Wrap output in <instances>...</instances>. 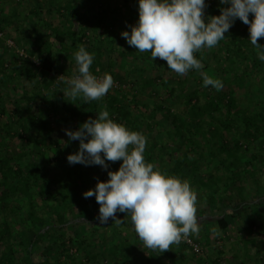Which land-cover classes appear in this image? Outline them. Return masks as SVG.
<instances>
[{
    "label": "trees",
    "instance_id": "1",
    "mask_svg": "<svg viewBox=\"0 0 264 264\" xmlns=\"http://www.w3.org/2000/svg\"><path fill=\"white\" fill-rule=\"evenodd\" d=\"M36 2L24 11L16 9L8 14L0 11V115L6 116L4 122L0 121V264H187L181 258L185 245L181 244L178 251L170 247L162 253L141 247L142 241L130 217L117 212L116 217L123 220L120 224L111 218L100 224L95 197H83L84 192L95 188L98 180L107 181V171L118 170L122 161H106L107 171L99 165L69 164L66 158L78 151V140L55 138L53 124L75 131L90 117L95 119L105 107L115 122L145 135L147 163L155 166L158 163L161 172L181 179L189 173L187 180L197 191L200 208L217 214L211 221L200 220V232L193 235L195 240L214 243L213 235L227 234L236 225L240 235L247 238L242 239L240 249L232 246L235 256L231 264H264V240L250 237L258 222L264 233L261 202L251 201L245 214L243 209L235 211L247 203L244 199L247 182H255L257 187L258 175L264 172V62L255 55L253 47L243 50L240 45L243 39L239 36L247 40L248 28L238 27L231 32L223 53L227 54L224 57L227 60L245 62L247 65H238H242L245 74L253 77L257 74L255 81L252 76L248 81L246 75L230 71L235 79L229 87L223 81L219 91L200 84L184 95L188 86L183 82L160 75L141 76L144 65L135 63L132 70L136 78H118L134 90L132 87L129 92L115 90L100 100L85 103L82 98L57 97L64 87L52 75L59 70L77 74L73 54L81 45L87 51L92 48L83 42L86 34L82 29L88 14L79 18L78 10H74L61 13L62 17L55 20L53 13L59 14L60 10L53 9L45 0L43 4ZM60 21L64 22L63 27H59ZM11 31L20 36L21 42L17 43L24 46L26 54L18 51L17 43L11 40ZM263 40L259 38L258 44ZM100 46L94 47L99 56L93 60L91 73L100 70ZM107 51L133 61L144 58L133 51ZM13 53L18 57L12 58ZM63 53L71 55L70 65L65 69L60 66ZM194 55L203 60L200 52ZM211 60L216 72L224 73L220 62L223 58ZM211 60L205 63L208 69L212 68ZM157 61L167 68L166 61L154 60ZM235 62L232 60V65ZM114 68L111 62L105 71ZM159 80L167 88L172 103L178 104L177 112L171 110V105L156 101L150 106L140 101L139 95L145 89H154L153 97L157 98L159 88L154 86ZM42 91L48 94L42 95ZM6 103H11L12 109ZM179 106L185 111L196 107L198 118L184 121V111H179ZM167 123L170 127L164 128ZM6 138L18 144L8 150L2 143ZM256 141L259 143L255 144ZM185 146L195 150L197 158L188 160L191 150H184ZM76 208L79 216L75 214ZM93 210L97 215L90 217ZM78 224L85 227L83 234L70 235L68 227ZM24 226L28 228V237L17 240L20 227ZM70 244L77 251L75 255L70 253ZM226 249L227 245L215 247L212 250L215 256L205 264H229L224 257Z\"/></svg>",
    "mask_w": 264,
    "mask_h": 264
},
{
    "label": "clouds",
    "instance_id": "2",
    "mask_svg": "<svg viewBox=\"0 0 264 264\" xmlns=\"http://www.w3.org/2000/svg\"><path fill=\"white\" fill-rule=\"evenodd\" d=\"M219 3L228 7L222 8L220 15L206 18L205 0H138V21L130 33L123 31L121 36L138 52H149L152 61L159 57L168 69L184 75L202 69L194 53L217 46L239 19L248 25V40L264 62V46L257 42L264 38V0ZM73 55L77 74L65 81L63 93L73 99L80 97L85 103L100 100L114 86L112 76L104 73L97 77L90 72L95 53L83 45ZM201 76L202 86L217 91L223 88L218 78L203 72ZM65 132L70 140L80 142L78 151L67 156L69 164L99 165L107 171L106 161H122L118 170L107 171V181L98 180L94 189L82 194L84 198L95 197L100 224H106L109 218L120 224L123 220L116 213H125L144 246L161 253L199 234L203 218L197 216V191L189 180L161 172L145 161L147 138L143 133L115 122L106 107L77 130Z\"/></svg>",
    "mask_w": 264,
    "mask_h": 264
},
{
    "label": "rangeland",
    "instance_id": "3",
    "mask_svg": "<svg viewBox=\"0 0 264 264\" xmlns=\"http://www.w3.org/2000/svg\"><path fill=\"white\" fill-rule=\"evenodd\" d=\"M37 0H21L19 2H17V0H0V11L4 12V13H10L12 10L15 11L16 9H19L21 11H24L25 9H28L32 4H34V2ZM103 3V2H102ZM206 3V8L204 9V13H205V17H211V16H218L220 15V10L222 8H226L228 7V5H221L219 3V0H205ZM100 5H94L95 7H98ZM107 6H111V9H107V12L113 13L111 16H106V14H100L97 11H92V14H90V17L87 16L86 20L84 21L85 23V28L82 29V32L84 34H86V38L84 39L83 42L87 43L86 45L89 47L91 46L92 48H90L88 50V52L90 53H95L94 58L98 59L97 55L98 51L96 50V45L101 44V51H102V63L100 66V70L99 69H95L92 71L93 75H97V77H101L104 75V73H109L113 80H114V86L109 90L108 93L113 92L115 90L117 91H123V92H129L130 88L132 87L130 84H128L127 82L125 83H121V81L118 79L120 76L125 77L126 79H130V78H136V74L134 73V71L132 70V66L136 63L138 65L143 66L144 65V69L141 71V76H153L156 77L158 75H160L159 77H164L165 78H170L173 79L175 82H183L185 86H188L187 89L184 92V95H186L187 92H190L192 89L196 88L194 86H198L200 84H202V76H201V72L206 73L207 75L213 77V78H218L219 80L225 82L226 87H229V84H231V82H233V80L235 79L234 75L232 72L230 71H235L236 74H240L242 76H245L248 78V81L251 79L252 74H245L243 72V68L242 65H238V63H242L243 65H247L245 64V62L243 63V61H239L238 63L235 62L234 59H232L235 64L232 65V60H227V58H224L227 54L223 53V51L225 50V45L227 43L230 42L231 37H229V34L231 32H233L235 29H237L238 27L241 29L244 28H248V25H245L243 22H241L239 19H236L233 26L229 29L230 32L228 31L227 33H225V38L223 40H221L219 42V44L215 47H213L212 49H202L199 52L202 55L203 60H201V64H202V69L200 71H196V70H191L188 73L184 74V75H177L174 71L165 68V65H161L158 61L154 62L152 61L151 57H150V53L149 52H138L137 49L135 47L129 46L125 39L121 36V32L123 31H131V26L133 24H136V22L138 21V18H135L133 21H122L118 18L116 12H117V8L119 7V5H116V3H110V5L107 3L106 0V4H102L101 8L106 7ZM23 9V10H22ZM138 10V5L136 7H132L131 11H137ZM138 15V14H136ZM99 16V17H98ZM62 16H55V20L60 19ZM252 15H249V20H252ZM100 20V21H99ZM133 22V23H132ZM126 23L129 24V26H126ZM64 26V22L60 21L59 22V27H63ZM122 26V27H121ZM135 26V25H133ZM116 32V33H115ZM11 33H13L11 40L15 41V45L17 42H21L20 41V36H17V33H14V31H11ZM6 37V36H5ZM243 39V41L240 43V45H242L243 50L248 49L247 46L253 47V45H251V43L249 42V34L245 35V37L247 38L244 39V36H239ZM7 38V37H6ZM112 39L114 40L112 42ZM259 39V38H258ZM246 43V45H245ZM91 44V45H90ZM260 45L264 46V40L262 43H259ZM18 47V51L20 53H24L26 54L27 50L24 48V46L19 45L17 43L16 45ZM23 48V49H22ZM31 48L33 49V47L31 46ZM113 50V51H133L136 55H139L142 57H144L142 60H131L125 57H120L117 54H109L107 50ZM253 49H255L253 47ZM255 52L256 55V49L253 50ZM14 55L12 56V58L15 57V55L17 56V54L13 53ZM32 56H35L34 54H31ZM257 56V55H256ZM18 57V56H17ZM63 57L62 63L60 64L61 68L65 69V67H69V63H70V57H67L66 54H61V58ZM229 57L231 58L232 56L229 55ZM159 58V57H157ZM156 58V59H157ZM220 62L224 65V74L222 73H217L216 69L214 68V60L211 59H222ZM154 62L151 63L150 62ZM155 59V60H156ZM209 60H211V64H212V68H207L205 66V63L208 62ZM115 65V68L113 70H107V67L111 64ZM154 64V65H153ZM101 71L102 73H100L99 71ZM251 70H249L250 72ZM247 73V72H246ZM262 73V72H261ZM73 75L75 74H64L63 71L59 70L57 73H55L54 75H52L53 79H55L56 83H60L63 85L64 89H62L61 92L57 93V97L59 98H64V97H69L68 95L64 94V90L67 87L65 81L69 78H71ZM62 78H59L61 77ZM257 78V74L253 77L252 79ZM17 82V80H16ZM18 83V82H17ZM158 83V84H157ZM156 83L157 86H154L155 88H159V95L156 96L157 98H154L153 96L154 94V89L150 90V89H145L140 95H139V99L140 101L149 104L150 106H153L154 103L160 102L163 105H171V110L174 112L178 111V104H176L174 101L172 103L171 98L169 97V94L167 92V88L165 86H163L161 84V80H159ZM249 83V82H248ZM20 86V83H18ZM191 85V86H190ZM18 86V87H19ZM256 89V88H254ZM131 90H134V88L132 87ZM257 90V89H256ZM210 91V90H209ZM107 93V94H108ZM261 93V92H259ZM48 94L46 91H42V95ZM11 95H14V92H11ZM254 98L258 97L257 95H252ZM130 99L132 98V96H129ZM260 97H262L260 95ZM72 98V97H70ZM80 99V97H78ZM73 99V98H72ZM129 99V101H130ZM8 101V99H6ZM6 107L9 109H12V105L11 103H6ZM180 110L179 111H184V116H183V120L187 121V122H191L193 119H197L198 118V114L195 111L196 107L190 108L187 111L184 110L183 107L179 106ZM132 111L136 113V109L134 106H132ZM136 114V118L138 120H140L139 115ZM0 121L4 122L6 119V116H1L0 115ZM209 120V119H208ZM207 120V121H208ZM55 121V120H54ZM53 121V122H54ZM169 128L170 124L167 123L166 126H164V128ZM53 128H54V137L57 139H63L65 137H68L66 135L65 130H69L68 127H65L61 124H57L54 123L53 124ZM149 142V141H148ZM2 143L5 144L8 147V150H12L13 147H15L18 143L17 141H11V139L6 138L4 140H2ZM150 143V142H149ZM259 141H256L255 144H258ZM79 144V141H78ZM184 150L188 149L189 151L191 150V147H183ZM195 152V153H194ZM146 153V152H145ZM191 157L188 158V160H192V157L197 158L196 155V151L195 150H191ZM249 156V155H248ZM94 168V167H93ZM156 168L159 169V165L157 163ZM96 169V168H95ZM53 173H56V171H54ZM187 177H189V173L187 175ZM187 177H185L184 179H187ZM255 181V180H254ZM258 186L256 187L255 182H247L246 187H247V196L244 198L246 199L247 203L246 205H239L235 211L244 210V214L246 211V207L248 205H250L252 202H261L260 206L261 209H264V172L260 173L258 175ZM257 188L259 190H257ZM195 189V188H194ZM237 192L235 191V194ZM197 197H199L197 195ZM237 199V198H236ZM198 201V198H197ZM252 201V202H251ZM247 213V212H246ZM75 214L76 215H80V212L78 210V208H76L75 210ZM97 215L96 211H92L90 213V217ZM197 216L202 217L203 219H201V221H211L210 219H214L215 217L217 218V214L210 213L209 210L207 209H203L200 208V206L197 204ZM261 222H258L257 226L254 227L251 231V235L250 237H254L257 239H261L264 240V233L261 231V228L258 226L260 225ZM236 226V225H235ZM233 226L232 230L229 231V233L227 234H220L218 236L213 235L211 237V239L214 238V243H209L206 244L204 243V241L199 240L201 242H199L197 239V241L194 239L193 235H190L187 239L182 240L179 244H173L171 247H173L174 249H176V251H178L177 249H180V247L182 246L181 244L185 245L184 249L182 250V255L181 258H184L187 262V264H205V261H207L208 259H212L215 254L212 253V250L215 247H224L225 245H227V249L225 252V261H227L226 263L231 264L234 256H235V250L236 249H240L243 245V243L241 242L242 239L244 240L245 238H247V236H241L240 232L238 231V229H236V227ZM21 228V232L20 234H18L17 236V240H19V238H22L21 236H23L24 238L28 237V228L26 226H24V228ZM84 228L83 226L78 225H73L71 227H68V233L72 236L75 237H79L83 234L84 232ZM111 237V236H109ZM219 237V238H218ZM218 240V241H217ZM193 243L195 245H198L199 247V251L195 252L194 248L192 246ZM218 242V244H217ZM234 248H233V247ZM141 247H144L143 242H141ZM69 249H70V253H73V255L76 254V249L73 248V245H69ZM229 260V262H228ZM107 263V262H106ZM90 264H94L93 262Z\"/></svg>",
    "mask_w": 264,
    "mask_h": 264
},
{
    "label": "crops",
    "instance_id": "4",
    "mask_svg": "<svg viewBox=\"0 0 264 264\" xmlns=\"http://www.w3.org/2000/svg\"><path fill=\"white\" fill-rule=\"evenodd\" d=\"M38 1L42 4L44 3V0H37V2ZM45 2L48 5L52 6L53 9L60 10L59 14H55L56 12L53 13V19H55V16L59 17L61 13V15H63L74 10H78L77 15H79V18L82 17L83 14H86V16L88 14L89 16L90 14H92L93 10H97L99 12V15L107 13L106 16H111L113 14L111 13V11L107 12V9H111V6H107V8H101L102 4H106V0H45ZM137 2V0H107V3L109 5L110 3H116V5H119L116 14L122 21H133L135 18H138V15H136L138 14V10L131 11L132 7L137 6ZM94 5L100 6L94 8ZM126 26H129V24L126 23Z\"/></svg>",
    "mask_w": 264,
    "mask_h": 264
},
{
    "label": "built area",
    "instance_id": "5",
    "mask_svg": "<svg viewBox=\"0 0 264 264\" xmlns=\"http://www.w3.org/2000/svg\"><path fill=\"white\" fill-rule=\"evenodd\" d=\"M12 43L10 42V45H11ZM190 242V241H189ZM191 243V242H190ZM192 244V246H193V248H194V251L195 252H198L199 251V247H198V245H195V244H193V243H191Z\"/></svg>",
    "mask_w": 264,
    "mask_h": 264
}]
</instances>
